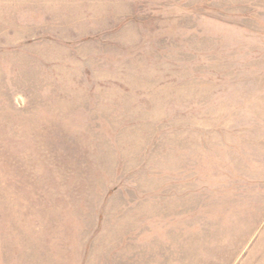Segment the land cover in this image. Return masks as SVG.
<instances>
[{
	"label": "rangeland",
	"instance_id": "374dc122",
	"mask_svg": "<svg viewBox=\"0 0 264 264\" xmlns=\"http://www.w3.org/2000/svg\"><path fill=\"white\" fill-rule=\"evenodd\" d=\"M0 264H264V0H0Z\"/></svg>",
	"mask_w": 264,
	"mask_h": 264
}]
</instances>
